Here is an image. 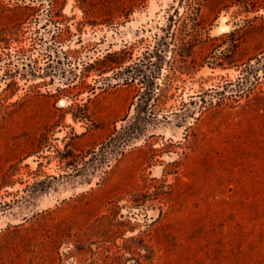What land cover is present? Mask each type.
<instances>
[{
  "label": "rangeland",
  "instance_id": "rangeland-1",
  "mask_svg": "<svg viewBox=\"0 0 264 264\" xmlns=\"http://www.w3.org/2000/svg\"><path fill=\"white\" fill-rule=\"evenodd\" d=\"M191 1L0 0V264H264V0Z\"/></svg>",
  "mask_w": 264,
  "mask_h": 264
},
{
  "label": "trees",
  "instance_id": "trees-1",
  "mask_svg": "<svg viewBox=\"0 0 264 264\" xmlns=\"http://www.w3.org/2000/svg\"><path fill=\"white\" fill-rule=\"evenodd\" d=\"M179 1L185 2L186 7H194L193 2L191 0H179ZM153 84H154L153 82L152 83L150 82V84L145 86V89L152 90L154 88ZM253 100H254L253 102L249 101V102H251L250 110L253 111L255 116H257L259 118H263L264 117V106L262 103H260V101H262L263 99L259 98V97H255ZM263 130H264V128H263ZM66 164H68V163H66ZM261 189L264 190V184H263V187ZM134 239H135L134 237L131 238V240H134ZM142 247L145 250V253L142 254L141 256L146 260H152V257H154V249H153L152 244L144 243V244H142Z\"/></svg>",
  "mask_w": 264,
  "mask_h": 264
}]
</instances>
